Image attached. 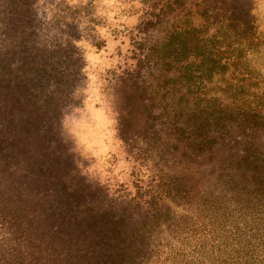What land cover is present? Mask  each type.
Masks as SVG:
<instances>
[{
	"label": "rangeland",
	"instance_id": "1",
	"mask_svg": "<svg viewBox=\"0 0 264 264\" xmlns=\"http://www.w3.org/2000/svg\"><path fill=\"white\" fill-rule=\"evenodd\" d=\"M0 264H264V0H0Z\"/></svg>",
	"mask_w": 264,
	"mask_h": 264
},
{
	"label": "clouds",
	"instance_id": "2",
	"mask_svg": "<svg viewBox=\"0 0 264 264\" xmlns=\"http://www.w3.org/2000/svg\"><path fill=\"white\" fill-rule=\"evenodd\" d=\"M102 98L100 97V95L98 94V90L93 87L89 90V98L87 100V104L90 110H93V105L96 103H102ZM98 117L102 118V119H106L103 117V112H99L97 113Z\"/></svg>",
	"mask_w": 264,
	"mask_h": 264
}]
</instances>
